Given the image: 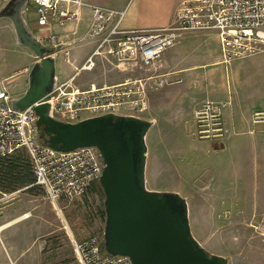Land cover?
Returning a JSON list of instances; mask_svg holds the SVG:
<instances>
[{"label": "built area", "instance_id": "built-area-1", "mask_svg": "<svg viewBox=\"0 0 264 264\" xmlns=\"http://www.w3.org/2000/svg\"><path fill=\"white\" fill-rule=\"evenodd\" d=\"M84 5L87 4L81 0H27L23 9L33 8L39 25L64 27L77 21L79 8ZM88 6L92 11V21L87 37H98V43L83 67L91 66L92 57L98 55L111 61L115 67L135 71L136 74L128 75L117 83L92 85L85 89L76 88L69 81L56 82L52 91L42 98L47 97L49 114L63 122H76L105 113L142 117L149 107V89H158L166 81L165 74L161 72L162 55L178 42L185 31H216L224 63L264 50V0L184 1L174 24L131 30L120 27L124 10ZM68 34L66 31L52 33L47 39L39 40L59 48L71 44ZM11 99L0 80V157L17 150L26 152L34 175L33 184L44 191L67 228L59 200L77 196L98 183L103 169L100 155L94 147L62 152L42 144L33 108L38 102L17 110ZM226 104V101L206 99L201 108L195 109L200 137L219 139L223 136L221 110ZM251 123L264 127V110L253 112ZM101 239L96 235L85 239L69 235L77 264H131L128 256L103 253Z\"/></svg>", "mask_w": 264, "mask_h": 264}, {"label": "rangeland", "instance_id": "rangeland-1", "mask_svg": "<svg viewBox=\"0 0 264 264\" xmlns=\"http://www.w3.org/2000/svg\"><path fill=\"white\" fill-rule=\"evenodd\" d=\"M6 1L0 0V7ZM30 10V14H27L23 9L22 16L26 23L33 19L34 23L29 24H33L35 28L36 14L33 8ZM35 29L33 35H37ZM44 44L51 47L46 41ZM60 48H54L55 74L58 79L70 69L66 61L70 55ZM207 48H211L210 44ZM95 59L93 57L92 61ZM36 60L28 47L17 42L10 19L0 18V80L11 96L28 85V73ZM105 65L109 66L107 62ZM95 69V66L92 67L89 78H94L97 73ZM215 69L229 87L240 83L249 90L256 89V93L264 95V50L227 64H219ZM84 75L83 71L77 72L76 80ZM205 100L195 109L201 108ZM194 111L189 121L158 120L148 130L146 187L176 191L188 197L191 231L201 246L210 253L227 257L228 264H264V200L255 199L253 204L244 201L247 202L246 212L241 208L243 204L239 206L240 201L222 198L232 197L231 190L241 186L233 175L236 173L235 168L239 169L237 160H230V154L214 151L212 148L197 150V138L208 139L206 142L215 148L214 144H219L221 137H200ZM142 117H146V114ZM196 173H201L199 181ZM198 186L203 191L197 195L199 207L195 209L191 190ZM250 194L251 192L248 196ZM103 200V193L94 185L77 196L61 198L59 207L67 224L66 228L39 186L35 185L31 192L26 186L11 192L0 191V224L2 215L9 208L13 214L9 221L15 218L14 214L19 209L29 213L24 222L12 223L3 230L2 237L0 236V264H77L69 235L72 234L76 239L93 235L102 237L105 222ZM251 207L258 208L249 215Z\"/></svg>", "mask_w": 264, "mask_h": 264}, {"label": "water", "instance_id": "water-1", "mask_svg": "<svg viewBox=\"0 0 264 264\" xmlns=\"http://www.w3.org/2000/svg\"><path fill=\"white\" fill-rule=\"evenodd\" d=\"M26 2L7 0L0 7V18L10 19L17 42L37 58L25 92L11 104L22 110L38 102L33 108L42 144L62 152L97 149L103 162L98 181L105 213L101 251L128 256L131 264H228L227 257L210 253L194 237L184 196L146 187V134L153 121L105 113L63 122L49 114L47 97H42L56 83L55 51L28 29L22 16Z\"/></svg>", "mask_w": 264, "mask_h": 264}, {"label": "crops", "instance_id": "crops-1", "mask_svg": "<svg viewBox=\"0 0 264 264\" xmlns=\"http://www.w3.org/2000/svg\"><path fill=\"white\" fill-rule=\"evenodd\" d=\"M81 1L87 5L79 8L77 21L68 23L64 27L57 25L42 26L36 23L35 29L33 24L31 26L29 24L34 23L32 22L33 19L27 23L33 34L34 29L37 31L35 37L38 39H47L52 33H63L64 31L69 33L68 39L71 44L65 45L60 49L70 55L69 59L66 58L70 69L64 72L61 79L56 76V82L69 81L74 87L85 89L92 85L102 86L117 83L128 75L136 74L135 71L130 72L121 67H115L111 61L109 62L98 55L93 56L96 59L91 66L83 67L93 55L98 43V37H87L88 26L92 21V11L88 5L124 10L125 14L121 19L120 27L131 30L164 27L174 24L180 5L184 1L189 0ZM27 12V14H30L31 10L29 9ZM72 30H74L73 33ZM42 32L45 34L42 35ZM209 44L211 46L210 49L207 48ZM54 56H56V52ZM105 62L109 66H106ZM219 64L227 63L222 61L216 31L195 30L183 32L178 38V42L165 50L162 55L161 72L165 74L164 78L166 81L158 89H149V107L145 112L146 117L144 118L153 121V124L157 123L158 120L189 121L192 118L195 107L203 100L226 101L227 104L221 110L225 133L219 139V144H214L215 148H213L211 144L206 142L208 139L197 138V150L212 148L214 151L230 154V160H237V168L239 167V169L235 168L236 173H233V175L237 177L241 186L231 190L232 197L223 196L222 198H228L229 201H240L239 206L243 204L241 208H244L247 212V202L245 203L244 201H249L248 203L252 202L253 204L255 199L264 200V131L261 124L254 126L251 123L253 112L264 110V95L256 93V89L249 90L240 85V83L237 86L234 84L229 87L215 69V66ZM94 66L97 68L95 69L97 73L93 76L94 78H89V72L92 71L91 69ZM82 71L85 72V75L76 80V73H81ZM26 88L27 86L14 96L9 95L12 98L19 97L25 92ZM148 134L147 132L146 138L149 137L150 134ZM198 172H200L199 169ZM199 175L201 173L197 174L198 181ZM26 187L28 188V186ZM201 191L203 189L200 186L191 190V199L195 209L199 207L197 195ZM250 192L251 194L248 196ZM185 198L186 200L188 199V197ZM257 208L252 209L251 207L250 213L248 212L249 215L257 211ZM8 210L2 215L3 220L0 226L13 220H16L13 222L16 224L25 221L24 219L26 218H22L23 209L17 210V213L14 214L15 218L11 221L9 219L13 215L12 209L9 208ZM8 226L0 230V236ZM262 259L261 263H263Z\"/></svg>", "mask_w": 264, "mask_h": 264}, {"label": "trees", "instance_id": "trees-1", "mask_svg": "<svg viewBox=\"0 0 264 264\" xmlns=\"http://www.w3.org/2000/svg\"><path fill=\"white\" fill-rule=\"evenodd\" d=\"M33 182L31 163L24 150H17L10 155L0 157V191L11 192L19 187L28 186L27 189L31 192L35 186ZM92 185L103 193L98 183Z\"/></svg>", "mask_w": 264, "mask_h": 264}, {"label": "bare ground", "instance_id": "bare-ground-1", "mask_svg": "<svg viewBox=\"0 0 264 264\" xmlns=\"http://www.w3.org/2000/svg\"><path fill=\"white\" fill-rule=\"evenodd\" d=\"M29 216V213H24L23 215H22V218H26V217H28ZM16 220H13L12 222H9V223H7V224H4V225H2V226H0V230L2 229V228H4V227H6V226H8L10 223H13V222H15Z\"/></svg>", "mask_w": 264, "mask_h": 264}, {"label": "flooded vegetation", "instance_id": "flooded-vegetation-1", "mask_svg": "<svg viewBox=\"0 0 264 264\" xmlns=\"http://www.w3.org/2000/svg\"><path fill=\"white\" fill-rule=\"evenodd\" d=\"M27 26H28V23H27ZM28 29L30 30L29 26H28ZM30 32L32 33V31L30 30Z\"/></svg>", "mask_w": 264, "mask_h": 264}]
</instances>
